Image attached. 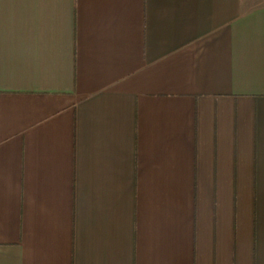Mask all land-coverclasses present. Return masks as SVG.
Here are the masks:
<instances>
[{"label":"crops","instance_id":"obj_1","mask_svg":"<svg viewBox=\"0 0 264 264\" xmlns=\"http://www.w3.org/2000/svg\"><path fill=\"white\" fill-rule=\"evenodd\" d=\"M0 264H264V0H0Z\"/></svg>","mask_w":264,"mask_h":264}]
</instances>
